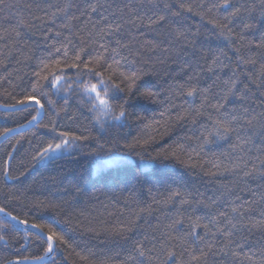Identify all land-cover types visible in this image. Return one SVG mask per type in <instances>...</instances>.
Returning <instances> with one entry per match:
<instances>
[{"label":"trees","instance_id":"obj_1","mask_svg":"<svg viewBox=\"0 0 264 264\" xmlns=\"http://www.w3.org/2000/svg\"><path fill=\"white\" fill-rule=\"evenodd\" d=\"M220 2H0V106H23L17 104V100L25 95L36 96L44 105L39 125L0 145V208L4 209L0 212V236L4 237L0 240V264L35 261L32 258L43 255L46 246L40 235H34L37 232L33 228L25 230V225L13 222L6 213L29 224L47 225L62 235L67 244L57 253V264H125L129 253L140 242L146 249H155L146 252V257H154L152 261L141 258L144 264H157L155 258L157 254L162 255V244L165 250L171 249L178 254L189 246L205 247L204 241L194 243L192 238H186L184 243L169 239L188 230V216L204 215L207 210L197 207L199 201L211 203L215 200L213 214L230 212L233 203L242 204L251 209L245 213L246 223L264 218V177L258 171L249 177L243 175L245 171H252L253 165L257 169L262 167L264 130L258 124L253 129L241 119L234 125L236 132L220 139L215 135L214 121L224 117L212 107L221 102L226 89L224 81L238 78L237 88L248 86L247 98L243 101L232 98L221 112L227 110L243 116L242 110L247 108L246 116L255 117L254 123L261 119L264 76L260 73L264 48H256L255 44L264 37V17L260 15L264 5L261 0H230V8L218 11L214 5ZM182 3L191 5L193 12L181 9ZM89 5H96L97 10L92 12ZM235 8L240 12L230 17L232 32L225 38L228 32L221 36L220 30L210 21L227 23L224 17ZM177 12L180 14L175 15ZM160 16L165 19L151 23ZM245 23L253 27L245 31ZM117 25L120 26L118 31L115 30ZM101 29L104 30L103 39L100 38ZM239 35L244 39L240 40ZM117 40L128 47H119ZM101 44L108 50L101 48ZM55 48L61 51L57 53ZM113 48L120 52L115 59L120 61L121 70L142 69L145 73L137 81L136 95L126 106L128 112L134 114L127 121L113 120L112 114L94 99V93L89 96L83 91L85 84H97L100 95L104 96V85L98 84L99 77L89 69L96 68L94 60L98 55H103L111 64ZM236 49H240L239 53ZM77 54L80 60H76ZM216 56L220 60L213 65ZM240 56L255 60V64L242 63ZM131 61L135 63H129ZM44 64L48 67L44 68ZM209 66L212 71L208 70ZM37 72L48 79H40L37 91L33 92ZM104 75L107 82L109 73ZM55 76L61 79L53 86ZM114 80L120 83L118 78ZM189 84L210 88L203 108L202 97L178 95L181 85L187 88ZM145 91H152L154 95L146 98L142 95ZM126 95V92L120 94L121 97ZM49 100L53 103L49 104ZM120 102L119 99L110 101L117 114L116 105ZM36 109L0 111V140L38 120L40 114L37 116ZM197 109L201 115L185 116ZM137 115L142 119L138 120ZM33 116L37 118L33 120ZM180 116L185 118H178ZM60 133L68 135L61 137ZM238 135L251 137L242 149L233 147L242 143ZM73 136L88 139L73 140ZM205 139L210 142L205 144ZM61 140L69 141L70 152L42 163L45 149ZM116 155L132 158L136 164L117 166L94 176L96 164ZM141 162L151 163L153 167L144 171L139 167ZM236 165L239 166L236 170L225 171ZM176 192L181 195L169 200ZM237 196L239 200L235 199ZM185 198L188 204L181 203ZM180 218L184 223L177 226L179 232L167 227ZM130 220H135V226L128 231ZM197 233L204 235L202 229H197ZM206 239L211 240V237ZM233 239L245 243L242 250L235 244L230 246L238 253L235 257L219 251L224 247V237L216 236L218 243L214 250L217 255L210 257V264H254L264 258V233L242 228ZM182 259H190L187 252ZM45 264H51V260ZM127 264L133 262L127 261Z\"/></svg>","mask_w":264,"mask_h":264},{"label":"snow or ice","instance_id":"obj_2","mask_svg":"<svg viewBox=\"0 0 264 264\" xmlns=\"http://www.w3.org/2000/svg\"><path fill=\"white\" fill-rule=\"evenodd\" d=\"M2 2V0H0ZM261 4L264 5V0H261ZM91 8L92 12H95L97 10L96 5H89ZM165 7H169L168 5H165ZM198 7H203L202 5H198ZM214 7L219 11L220 9H228L231 7V2L230 0H221L220 3L214 5ZM180 8L187 11V12H193V7L191 5H185V4H180ZM240 9L235 8L233 9L230 13L229 16L224 17V20L227 21V23H216L215 21H210V23L214 24V27H217L220 32L219 34L221 36H225V31L228 32L229 36H226L225 38H229L232 32V29L229 27V24L231 23L230 17H235L239 14ZM180 13L177 12L175 15H179ZM197 15H203L201 12H197ZM55 15V14H54ZM260 15L264 17V7H262ZM75 18V17H73ZM165 19L164 16H160L157 20H151V23H159L160 21H163ZM67 26V25H65ZM119 25L116 27V31L119 30ZM252 24L245 23L243 25V30H248L252 28ZM103 32L104 30L101 29V36L100 38L103 39ZM109 35L111 33H108ZM19 35V33H17ZM57 36L60 35V33H56ZM179 35H183V33H180ZM239 39L243 40L244 36L239 35ZM116 44L119 47H128V44H121L119 40L116 41ZM249 47H251V42H249ZM101 48H103L105 51L108 49L105 47V45L101 44ZM256 48H264V37L261 38V40L255 44ZM55 51L59 53L61 51V48H55ZM83 51V49H81ZM113 56L111 57L112 63L109 64L107 62V59L103 55H98L94 63L96 65V68H91L89 69V72L96 77H99L98 84L104 85L103 87V93L104 96L101 97L100 92L98 91L97 84H85L84 86V93L86 95L91 96L92 93H95L94 99L99 101V105L103 106L104 110L110 114H112V119L115 121H127L129 116L134 115L133 113H129L127 110V105L130 103V99L136 95V92L134 89H137V81H139L142 76L145 74L142 69H137L136 71H129L125 72L121 70V64L119 60L115 59V56L120 55V52L118 48H113L112 50ZM237 53H239L240 49H236ZM67 49H64V55L67 56ZM80 55H76V60H80ZM122 59H127L126 57H122ZM239 59L241 60L242 63L246 64H255V60L248 58L245 59L243 56H240ZM220 57L216 56L212 60V64L215 65L219 62ZM43 63V61H41ZM129 63H135V61H131ZM72 67H78L77 64H72ZM106 66V67H105ZM48 65L44 64V68H47ZM87 68V65H85ZM97 69H103V71L97 70ZM261 76H264V65H261ZM209 71H212V67L209 66L208 68ZM108 72L109 75L107 76V82L105 80V75L104 73ZM36 76L38 77V80L36 82V85L33 86V92L37 91V85H39V80H47V76H41V73L37 72ZM235 76V73H234ZM115 78H118L120 83H116ZM61 77L55 76L53 80V86L59 83ZM193 77H189V80H192ZM110 82V86H109ZM237 83H238V78H229L228 80L224 81V84L226 86V89L224 91L223 96L220 98L221 102H218L215 105H212V107L215 108L217 113L220 114V116L224 117V119H217L214 121L215 125V135L219 137L220 139H226L230 134L233 132L237 131V127L234 126L239 122L241 119L245 120V123L247 126L251 128H256L257 124L258 126L264 130V113H261V119L257 122L254 123L255 117L248 118L246 114L248 113L247 108H243V114L245 115H236V114H230L227 110L224 112H221V109H225V106L231 102L232 98H236L238 100H245L246 97V92L248 91V86L244 85L243 88H237ZM255 83V81H253ZM121 84L124 85V87H121ZM260 85H257L259 87ZM210 91V88H200L198 87V84H189L187 88H184L183 85H181L180 90L178 92V95L186 96L189 98H194L197 96L202 97V103H201V108L204 107L205 103L207 102L208 96L207 93ZM127 93L126 96L121 97V93ZM43 95V93H41ZM142 95L146 98H151L154 93L152 91H145L142 93ZM261 95L264 96V91L261 92ZM112 99H119L121 102L116 105V107L119 109L118 114L116 113V110L111 106L110 101ZM187 102V101H185ZM49 104H52L53 101L49 100ZM17 104L19 105H24V106H30V105H37L38 108L36 109L37 111V116H39L40 111L44 108L43 103L41 102L40 99L36 98L34 95H25L21 99L17 100ZM16 105H11V107H15ZM96 108V105H93V109ZM163 115V113H161ZM188 115H194V116H199L201 115V112L199 109H197L194 113H186L185 116ZM37 116H33V120L37 118ZM185 116H180L178 118H185ZM136 118L142 119L140 116H136ZM31 123V121H29ZM6 131H11V129H7ZM68 133H60V136H67ZM73 140H79V139H85L87 140L88 137H78V136H73ZM238 139L242 140L241 144L233 145L234 148H243V145L248 144L251 140V137L247 138H242L238 135ZM207 139H205L204 143H209ZM69 144L68 140H61L60 143H56L54 146L49 145L48 148L45 149V152L48 151H55L58 149H62L63 147L67 146ZM136 144H139V141H136ZM135 145H133L134 147ZM176 153L173 152L172 156H175ZM167 158V156H165ZM242 159V158H241ZM261 168L257 169L255 165H253V170L252 171H245L243 175L245 177L252 176L254 172L259 173L261 177H264V159L260 160ZM218 167V165H217ZM239 166L236 165L234 166L233 169H225V171H234L236 168ZM5 175H7V172H5ZM181 194L179 192L173 193L171 196H169V200L173 198V196H180ZM236 200H239L240 197L237 196L235 198ZM182 204H188L189 200L188 199H182L181 200ZM216 201L213 200L211 203H205L203 201L197 202V207H202L203 209H206L203 216H188L187 220L189 221V228L186 232L183 233V235H178L177 237H169V239H178L180 240L181 243H184L186 238H192L193 242L200 240L204 241L205 247H187L184 249V252H187L190 259L185 261L182 259L184 252L181 253H176L175 251L171 249H164L163 244L161 246L162 248V255L157 254V257L155 258L157 260V264H169V262H173V264H210V257L217 255V252L214 250L215 248V243H218V241L215 240L216 236L219 234L220 236L224 237V247L219 249L220 252H222L224 255H229L231 254L233 257L237 256L238 253L232 249L230 246L235 244L236 248L243 249L245 247V243H240L237 240H234L233 237L236 235L237 232H239L242 228H246L249 232H252L253 230L260 231L264 233V218L261 220L255 221V222H245V213L250 211V208H244V206L241 205H236L233 203L231 206L230 212L226 211H216L215 214L212 213V204H215ZM0 212H4L3 208H0ZM193 212H195V209H193ZM12 220H17L19 224L25 225V230L27 228H33L37 229V233L34 235H37L39 237L40 234L45 233V229H47L46 233V238L44 240L45 247L43 248V255L33 257L32 259L38 260L40 262H43L47 259L51 260V264H57L56 262V255L59 252L60 248L62 245H66L67 241L65 238L60 235L58 232H56L53 228L48 227L47 225L43 224H29L28 221L26 220H18L17 217L12 216L11 213H6ZM262 217H264V213H262ZM203 220H207V223H202ZM184 223V219H175L172 221L171 224L167 225L169 229H175L177 232H179L178 225H182ZM135 226V220H130L127 224V230L131 231L132 228ZM2 227H7V225H3ZM197 229H202L204 232L203 236L198 235ZM214 229V230H213ZM208 237H211V240L206 239ZM4 237L0 236V240H3ZM147 239V237H145ZM246 241V238H245ZM155 251L154 248L152 249H146L144 247V244L142 242L138 243L132 250V252L129 253L127 257V261H132L133 264H144L143 260L141 258L146 257V252L151 253ZM262 256H264V250H262ZM149 261H152L154 257L151 255L146 257ZM247 259L251 260V257H246ZM24 259H29V257H25ZM82 260L86 259V257H81ZM127 261L125 264H127ZM254 264H264V258L260 259L257 262H254Z\"/></svg>","mask_w":264,"mask_h":264},{"label":"rangeland","instance_id":"obj_3","mask_svg":"<svg viewBox=\"0 0 264 264\" xmlns=\"http://www.w3.org/2000/svg\"><path fill=\"white\" fill-rule=\"evenodd\" d=\"M95 95V93H94ZM102 97V96H101ZM99 103V101H98ZM101 106V105H99ZM103 107V106H101ZM104 110V108H103ZM69 149L67 146L63 147L62 149H58L55 151H48L45 152L44 155H42L41 157V162L45 163L48 162L51 159L63 156V155H67L69 153ZM127 164H136V161L133 160L132 158L126 157V156H122V155H116V156H112L110 158L104 159L102 161H100L98 164H96L94 166V170H93V174L94 176H97L99 173L106 171L110 168H114L117 166H122V165H127ZM139 167L146 171L149 170L153 167V164L151 163H146V162H141L139 163Z\"/></svg>","mask_w":264,"mask_h":264},{"label":"water","instance_id":"obj_4","mask_svg":"<svg viewBox=\"0 0 264 264\" xmlns=\"http://www.w3.org/2000/svg\"><path fill=\"white\" fill-rule=\"evenodd\" d=\"M32 107H34V108H38V106L37 105H30V106H15V107H4V106H0V111H2V112H17V111H22V110H25V109H28V108H32ZM43 116H44V112H43V109L40 111V117L38 118V120H36L33 124H31L30 126H28L27 128H24V129H22V130H19V131H15V132H12V133H10V134H8V135H6L4 138H2L1 140H0V145L4 142V141H6L8 138H10V137H12V136H14V135H16V134H19V133H22V132H25V131H27L28 129H30V128H33V127H35V126H37V125H39L40 124V122L42 121V119H43ZM10 161H11V158H10V160L8 161V164H7V166H8V168H9V165H10ZM8 218H10V217H8ZM12 220V219H11ZM13 222H16V223H18L17 221H15V220H12ZM21 226H24V225H22V224H20ZM32 230H34V231H38V230H36V229H32ZM40 236L45 240V238H46V235L45 234H40ZM47 258H46V260L43 262V264H45L46 262H47ZM12 264H42V262H40V261H38V260H35V261H29V262H19V263H12Z\"/></svg>","mask_w":264,"mask_h":264}]
</instances>
